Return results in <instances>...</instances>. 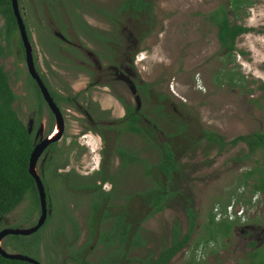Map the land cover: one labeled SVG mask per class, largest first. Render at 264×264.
<instances>
[{
	"label": "rangeland",
	"instance_id": "374dc122",
	"mask_svg": "<svg viewBox=\"0 0 264 264\" xmlns=\"http://www.w3.org/2000/svg\"><path fill=\"white\" fill-rule=\"evenodd\" d=\"M74 1L78 4H73L72 9L78 12L87 24L104 30L111 26L97 8L102 7L112 11L118 0ZM151 2L154 15L153 27L148 35L137 44L135 52H140L139 54L143 57L141 61H137L141 75L145 79L153 80L155 87L165 91L173 102L183 103L202 126L215 130L225 139L254 130L264 132V91L256 86L264 82V0H251V3L245 7V12L239 10L236 18H231L232 13H228L230 20L251 27L235 37L234 49L231 51L234 56L228 66H232L242 77L234 84L226 81L221 83L213 81L218 64L216 59L219 53L224 52V48L218 45L214 28L206 25L208 23L205 17L210 8L219 3L228 5L230 0H151ZM68 4V2H63L65 9ZM18 5L27 27L33 59L40 70L46 73L51 86L62 88L65 81L72 84L71 87L69 86L71 90L82 87L86 82L83 75L72 70L68 62L57 58L44 45V43L48 44V39L47 35L44 37L41 26L44 25L46 18L40 12L46 14L48 11L55 16L58 23L60 13L38 7L37 2L32 0H18ZM227 5L226 8H228ZM2 22L3 19L0 16L2 35L0 42L5 52L0 57V62L9 75V83L13 91L19 96L13 104L26 123L29 117L32 118L33 111L30 99H24L28 84L23 53L18 43L19 35L17 29H14L5 38ZM123 24H126L123 30L125 32L131 26L130 21L127 20ZM49 25L53 28L55 24L51 22ZM69 35L71 39L75 36V34ZM132 38V36L128 38L129 43ZM82 42L86 44L85 46H90L87 40L83 39ZM45 63L49 65L50 71ZM240 82L244 85H240ZM102 103L108 106L111 102L109 98H106L102 100ZM62 106L68 115L64 116L62 134L55 141L53 163L66 157L67 164L59 170L71 168L79 174H82L80 170L84 172L86 170L89 173L91 166H96L99 156L94 135L88 133L84 137L94 146V151L89 152L85 147H80L77 141L80 131L78 133L76 131L84 122L71 118L66 111V108H71L66 107V104ZM116 111H118L117 108L114 109L115 113ZM119 142L133 144L136 139L133 135L125 134ZM246 150V146L240 141L233 145L227 144L221 149H217L216 145H208L201 141L195 149L182 156L183 161L193 165L191 166L192 171L189 172L188 184L197 211V224L188 243L179 249L166 264H248L245 253L250 246L245 242L246 238L240 236L235 225L228 236L206 243L202 252L198 253L197 247L193 245L197 237L203 238L206 235L204 224L207 211L215 202H224L236 186L241 184L238 183L241 173L256 166L255 161H261L264 156V148L257 147L247 155ZM44 158L43 151L37 164L39 165ZM116 163L117 158L114 157L112 168ZM57 172L56 170L51 171L46 177V215L48 213L52 215L50 221L48 216L49 222L47 221L48 223L44 226L45 231L39 252L41 259L34 246L13 247L10 245L6 248L8 251H18L36 259L45 260L42 243L44 241L49 243L52 235L49 232L53 225L57 227L56 230L59 229L62 222L60 215V213L63 214L62 211L69 213L81 229L76 243L82 240L86 196L63 190L58 182ZM256 174L255 171L248 178L247 187L251 186ZM124 179L127 187H138L144 182L142 178L140 179L138 172L128 171ZM101 187L106 189L109 183L104 182ZM28 205L29 197L24 196L16 207L0 219V227L10 223L14 226L27 227L33 220L36 221L39 215L38 210L34 208L30 212ZM247 215H249L248 222L264 226V191L258 205L249 210ZM66 217L63 214V220L68 219ZM174 219L180 222L182 229L185 228V215L180 209L174 207H167L155 213L143 223L144 227L150 231L147 244L149 247L156 251L162 241H167ZM63 223L66 228L67 223L65 221ZM258 247L264 249V238L259 242ZM51 255L55 259V255L52 253ZM190 255L194 256V263L188 260ZM43 264L47 263L43 262Z\"/></svg>",
	"mask_w": 264,
	"mask_h": 264
},
{
	"label": "flooded vegetation",
	"instance_id": "af4514ba",
	"mask_svg": "<svg viewBox=\"0 0 264 264\" xmlns=\"http://www.w3.org/2000/svg\"><path fill=\"white\" fill-rule=\"evenodd\" d=\"M32 1H36L38 7L47 8L51 11L60 13L59 24L55 19V16L51 13H48V11L46 14H42L40 12V14L46 18L44 20L45 23L43 22L44 25L41 26V29H43L44 37L45 35H47L46 38L48 39V44L44 42L43 43L45 47H47L50 52L53 53L57 58L59 57V59H63L64 61L68 62L69 67L72 68V70H74L78 74H82L86 81L82 87H79L75 90H71L70 87L72 86V84L65 81L64 85L61 86L62 88H54L53 86H51L48 80V76L45 72L40 70L39 66L35 63L33 59L32 47L27 32V27L23 21V17L21 15L20 8L18 5V0H16L18 11L24 23V29L30 44L33 69L38 75L41 82L43 83L45 89L47 90L51 100L55 105V109L57 112L56 113L55 110L51 108L47 100L44 98L35 78L30 75L27 69L24 55V47L22 45L19 30L16 25L15 29H17L19 35L18 43L21 49V53H23L24 63L26 67L25 76L28 84L26 86L27 94L26 96H24V99H30L29 101L31 103L30 105L32 106L33 111L32 118L29 117L26 123L22 120L19 112L13 104L14 101L19 97L18 94H16L15 92L14 93L17 95V97L12 104L15 110L17 111L18 116L25 124L27 132L31 133L32 135V148L36 144L45 141L44 145L41 147V150L37 153L35 157L34 169L44 186L46 207V177L51 171H58L57 175L59 176V181L57 179L56 180L61 184L63 190L65 189L66 192L70 193H81L82 195L86 196V212L83 218L84 236L82 240L78 244L76 243L81 229L79 228V226L76 225V221L73 217H71L69 213L62 211V213L66 215V218L68 219L63 220V214L60 213L62 220L61 225L58 230H56L57 227L55 225L51 227L49 233H51L52 235L50 237L49 243H47L46 241L42 243L43 250L45 251V254L43 252V258L45 260H39L41 259L39 256V252L40 243L43 239L45 231L44 226L46 225L45 223H48L50 221L52 215V213H48L45 216L43 222L39 225L40 227L49 216V221L47 219L48 222H45V225L39 231L41 238L37 248V254L39 256V259H35L38 260L41 264H43V262L47 264H68V262L69 264H78L75 261L76 258H79L80 261L86 259L91 264H101V262L107 260V258H111L112 261L119 264H139L141 257L145 256L150 252L153 256H155L159 252L162 245L168 244L170 230L167 241H162L158 250L155 251L152 247H149L147 245L150 239V231L144 227L143 223L159 211L155 212L153 215L141 221V213L138 209L140 207V203L136 199H131L125 196L128 192H135V190L142 188L146 183V178H144L141 174V163L139 160H135L130 157L129 161H127V164L120 165L121 157L116 151V147L122 146L127 149L134 150L137 152L138 157L143 156L145 158L151 159L153 158V155L151 154L152 145L147 143V140L143 136V134L147 131L149 127L155 131L156 137L158 138H163L164 132L170 131L175 128V120L179 121V123H182L184 121L191 123L193 121L203 128L207 127L202 126L194 118V116L189 113L188 109L183 103L178 102L177 104L173 102L165 91L159 90L155 87V82L153 80L145 79L144 76L141 75L140 68L137 66V61H141L143 59L141 54H139L140 52L135 53L137 50V44L145 36L148 35L154 23V15L152 13L153 9L151 0H144L147 2V4L145 5L146 13L144 12L141 13V15L139 14V16L135 19L125 18L123 17V14H119L116 11L117 5L121 2V0L117 1L112 11L102 7L97 8L98 11L111 24V26L106 30L93 26L92 24H87L83 20L82 16L72 9L73 4L77 3L74 0ZM63 2L69 3L67 9L64 8ZM220 5L224 6L227 15L228 13H232L231 18L234 17L233 12L231 10L232 5L230 4V2H228V5L226 4L228 8H226V5L224 3H219L218 5L210 8L206 15H208V13L211 11H214V14H216ZM102 10H105L106 12H111L115 16L107 17ZM237 10L239 11L241 10V8L237 7ZM147 12L149 15L147 14ZM228 18L230 20L229 16ZM127 20L130 21L129 25L131 26H129V29L124 32L123 30H125L124 26H126V24H123V22H126ZM206 21L208 23L206 24L207 26H212V28H214V35L216 37L218 45L222 47L217 38V26L215 24V21L214 23H211V21H209L207 17ZM51 22L55 24L54 26H52L53 28H51L49 25V23ZM69 34H75L74 38L71 39L69 37ZM130 36H132L133 38L132 40L130 39L129 43L128 38ZM83 39L90 42V46H85L86 44L82 42ZM49 44L50 46H47ZM223 48L224 52L219 53L218 58L216 59L218 63L216 68L217 71L213 75V81L218 83H221L222 81L228 82L225 78V75H223V72L227 71V69H230L233 72L235 78L239 77V73L236 72L232 66H228L230 61L233 60L234 53H232L231 51L234 48L229 52L227 51L226 47ZM45 65L48 71H50L49 65L46 63ZM218 72H220V74H218ZM240 77L242 76L240 75ZM240 83V85H244L243 82ZM106 98H109L111 102L110 104H108V106H105L102 103V100ZM63 104H66V107L71 108H66V111L69 113L71 118L73 117V119L78 120L79 122H84L80 126L79 130L76 131V133L80 131L77 136L79 146L82 148L85 147L86 150L88 149L89 152L94 151V146H92V144L84 138L86 135H88V133L94 135L95 141L98 145L97 149L99 156L96 160V166H91V171L89 173L86 170L85 172L83 170H80V173L82 174H79L71 168H68L66 170H59L64 168L67 164L66 157H64L61 161L59 159L58 162L53 163V148H55L56 145L55 141L57 140V137L62 134L61 131L64 128L65 123L64 116L68 115L65 112V108L62 106ZM115 108L118 109L116 113L114 112ZM175 116L179 119H175ZM133 122L135 125H138L141 128L143 126L142 130L135 131L131 129H124L127 124H132ZM207 129L212 130L210 128ZM212 131L216 132L215 130ZM125 134L133 135L136 139V142L133 144L119 142ZM189 138V136L184 138L183 148L179 152L180 161L186 164L188 177L189 172L192 171L191 168L193 167V165H189L186 161H183L181 159L186 152L188 153L189 151L195 149V147L201 141L206 142L208 145H216L217 149H221L225 145H227L225 144L224 146L219 148L216 143L207 142L204 138H200L199 140H195L194 143L189 144ZM229 139L224 138L225 141H228ZM43 151L45 158L38 165L37 162L39 156L42 154ZM114 157L117 158V163L114 168H112V160ZM101 164L107 167L109 179H105L103 181H100V179H96L95 183L98 184L102 190L110 191V196L107 200V204L110 205L108 207V215H112V220L120 213L124 216V219L131 220V217H133V227H130L128 229L129 231L127 232V234L133 236V239H131L130 236V238H127L122 245H119V241H115L112 244L104 246L103 242H100L99 240L97 241L98 236L96 233L94 235L88 234L87 214L89 210V193L86 190L88 188L84 186V184L90 182L93 174L100 169ZM75 169L77 171V168ZM128 171L138 172L140 179L142 178L144 180L143 184L138 187H127L124 176H126V173ZM104 182L109 183V187L106 189L101 187ZM188 187H190L189 184ZM249 187H247L246 184H239L238 186H236L234 193L231 194L228 198H230L231 196H236L238 200H241V198H244V195L250 199V196L255 191H258L259 196L254 202L255 206H253L255 208L258 205L259 200L262 198L263 192L258 189L252 191L249 189ZM228 200L229 199H226V201L222 203L215 202L212 205L210 210L212 212L214 220H228L225 218L217 219L215 218L214 214V207L218 206L220 208ZM167 207H174L181 210V208L175 206ZM37 210L39 213V203ZM249 210L250 209H247L246 211L245 220L243 223H238L236 220H228L233 221L231 229L234 225L237 226L240 236L246 238L245 242H247L250 246L245 253L247 263L249 260L248 253L258 248L261 249L260 247H258V244L264 238V226L248 222L249 215L247 214ZM132 211L133 214L131 213ZM181 211L183 212V210ZM64 221L67 223L66 228L63 223ZM175 221L178 220L174 219L172 224ZM34 222L35 221L33 220L31 224H33ZM10 224H8L7 226H9ZM102 224H104V226H109L110 221L108 220L102 222ZM184 229H182V231ZM141 239H145V243L143 245L141 244ZM210 240H208L206 243H208ZM200 242L201 243L195 246L197 247L196 249L198 253L203 249V246L206 245V243L202 241ZM78 248L80 249V251H78ZM51 253L55 255V259L53 258ZM171 257L168 259V261L171 259ZM191 258L194 260L193 255H190L188 257V260Z\"/></svg>",
	"mask_w": 264,
	"mask_h": 264
},
{
	"label": "trees",
	"instance_id": "16d2710c",
	"mask_svg": "<svg viewBox=\"0 0 264 264\" xmlns=\"http://www.w3.org/2000/svg\"><path fill=\"white\" fill-rule=\"evenodd\" d=\"M249 3H251V0H230L234 17L236 18L240 12L237 10V7L241 8V12H245V6ZM146 4L147 2L144 0H121L117 5L116 11L119 14H123L125 18L135 19L139 14L141 15V13L145 12ZM102 11L107 17L115 16L111 12ZM0 16L3 19L4 37L6 38L16 28L10 0H0ZM206 17L211 23L215 21L217 38L221 46L226 47L228 52L234 48L236 35L251 29L250 26H245L234 20L230 21L222 5H220L216 14H214V11H211ZM0 36H2L1 31ZM239 51L241 52V50ZM4 54V47L0 42V57ZM229 70L225 71L227 81L229 83L238 82L240 76L235 78L233 72ZM256 86L264 91V82H260ZM16 97L17 95L10 87L8 73L0 62V219L16 207L24 196L29 197L28 209L30 212L34 208L38 209L35 180L28 171V157L33 145L32 135L27 132L25 124L13 107L12 103ZM175 119L179 118L175 116ZM175 125V128L163 133V138L156 137L155 131L150 127L143 134L147 143L152 145L151 154L153 158L151 159L143 156L138 157L137 152L134 150L122 146L116 147V151L121 157L120 165L127 164L130 157L139 160L141 163V174L146 178V183L142 188L135 190V192H128L125 195L131 199H136L140 203L138 209L141 213V221L167 206L181 208L186 216L185 229L182 231L179 222L175 221L171 225L168 244L162 245L155 256L150 252L141 257L139 264H165L177 250L187 243L196 225V210L193 207L192 192L187 183L188 171L186 170V164L180 161L179 154L183 148L185 137H190L189 144L194 143L195 140L204 138L207 142L216 143L219 148L225 144H234L237 141H241L246 146V155L253 152L257 147L264 148L263 131L254 130L245 134H237L228 141H225L220 134L203 128L193 121L191 123L186 121L179 123V121L175 120ZM142 128L135 125L134 122L124 127V129L135 131L142 130ZM255 163L256 166L246 169L241 173L238 183L246 184L248 178L256 171V177L249 189L252 191L258 189L263 192L264 156L261 161L256 160ZM96 179H100V181L109 179L105 165L101 164L100 169L93 174L90 182L84 184L88 188L86 190L89 193V210L87 214L88 234L94 235L96 233L98 236L97 241L103 242L104 246L112 244L115 241H119V245H122L131 236L127 232L130 227H133V217H131V220L124 219V216L120 213L113 220L111 219L112 215H108V207L110 205L107 204L110 191L102 190L95 183ZM233 193L234 191L230 195ZM243 197L241 198L243 202H249L246 196L243 195ZM131 213L133 214V211ZM108 220L110 221V225L104 226L102 222ZM45 222H47V219ZM44 223L37 230L27 234H4L1 238V245L4 249L10 245L13 247L34 246L38 252L37 248L41 239L39 231L46 224ZM232 224L233 221L224 219L214 220L211 210H208L207 221L204 226L207 235L204 238L198 237L194 241V247L201 243L200 241L206 243L210 239L217 240L223 236H228L231 232ZM9 226L13 227L11 224ZM131 239H133V236H131ZM144 243L145 239H141V244L143 245ZM78 251H80L79 248ZM248 257V264H264L263 249L258 248L253 250L248 253ZM75 261L78 264H91L86 259L80 261L79 258H76ZM189 261L194 263L192 258ZM0 264L33 263L18 258L5 257L0 254ZM101 264L119 263H115L111 258H107Z\"/></svg>",
	"mask_w": 264,
	"mask_h": 264
},
{
	"label": "water",
	"instance_id": "95a60500",
	"mask_svg": "<svg viewBox=\"0 0 264 264\" xmlns=\"http://www.w3.org/2000/svg\"><path fill=\"white\" fill-rule=\"evenodd\" d=\"M10 2H11V8H12V12H13V15L15 18V22H16L17 28L19 30V35H20V38L22 41V45L24 47V55H25V62L27 65V69H28L30 75L33 78H35L44 98L47 100V102L49 103L51 108H53L56 112L55 105H54L53 101L51 100V98H50L47 90L45 89L43 83L41 82L38 75L36 74V72L33 69L31 52H30V44H29L25 29H24V23L22 21V18L20 16L19 11H18L17 2H16V0H10ZM44 143H45V141L36 144L32 148V150L30 151V154L28 157V171L34 177L35 187H36L37 196H38V203H39L38 218L36 219L34 224L29 225L27 227L4 226V227L0 228V254H2L5 257L18 258V259L26 260V261L31 262L33 264H41V263L38 260H36L35 258H33L27 254H24V253H21L18 251H8V250L4 249L3 246L1 245V238L4 234H7V233H19V234L30 233V232L34 231L35 229H37L45 218L46 211H47L46 199H45V190H44V186H43L38 174L36 173V171L34 169L35 157H36L37 153L41 150V147L44 145Z\"/></svg>",
	"mask_w": 264,
	"mask_h": 264
},
{
	"label": "built area",
	"instance_id": "2783aa9c",
	"mask_svg": "<svg viewBox=\"0 0 264 264\" xmlns=\"http://www.w3.org/2000/svg\"><path fill=\"white\" fill-rule=\"evenodd\" d=\"M259 196V192L255 191L249 199V202H243L238 200L236 196H231L229 200L222 206L214 207L215 218H225L228 220H236L238 223H243L247 209L252 210L256 198Z\"/></svg>",
	"mask_w": 264,
	"mask_h": 264
}]
</instances>
